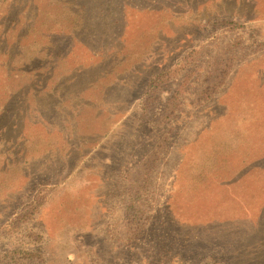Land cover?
Masks as SVG:
<instances>
[{
	"label": "rangeland",
	"instance_id": "obj_1",
	"mask_svg": "<svg viewBox=\"0 0 264 264\" xmlns=\"http://www.w3.org/2000/svg\"><path fill=\"white\" fill-rule=\"evenodd\" d=\"M0 264H264V0H0Z\"/></svg>",
	"mask_w": 264,
	"mask_h": 264
},
{
	"label": "trees",
	"instance_id": "obj_2",
	"mask_svg": "<svg viewBox=\"0 0 264 264\" xmlns=\"http://www.w3.org/2000/svg\"><path fill=\"white\" fill-rule=\"evenodd\" d=\"M59 10H61V11H59V13L57 14L59 17L60 16H62L63 18H65L66 17V12H65V10L64 9H59ZM70 17V16H69ZM159 77H161V75H159L157 78H154V80L155 79H158Z\"/></svg>",
	"mask_w": 264,
	"mask_h": 264
}]
</instances>
